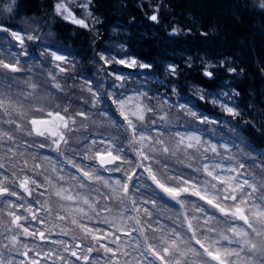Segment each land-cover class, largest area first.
<instances>
[{"label":"snow or ice","instance_id":"obj_1","mask_svg":"<svg viewBox=\"0 0 264 264\" xmlns=\"http://www.w3.org/2000/svg\"><path fill=\"white\" fill-rule=\"evenodd\" d=\"M88 6V2L73 5L72 0H58L54 10L63 20L89 28L86 19L73 10H86ZM149 19L156 22L158 16L153 14ZM0 32L10 33L21 49L26 40L38 39L3 26ZM17 55H27V51ZM51 58L59 62L55 67L60 73L68 71L61 66L69 63L65 55L52 52ZM100 60L104 65L150 67L135 59L115 60L101 55ZM22 71L18 58H0V82L7 83L9 89L15 83L11 74ZM169 72L175 74V66H169ZM204 74L212 76L210 71ZM48 77L52 87L63 93L56 75L49 72ZM114 79L121 83H113L112 88L124 87L123 75L117 74ZM25 83L32 91L21 92L20 96L30 102L31 115L21 111L22 101L14 104L10 96L7 102L0 98L3 114L12 116L15 112L21 120L5 121L15 128L0 130V143H15V133L38 137V141L27 142V147L49 148L74 169L63 174V168L52 157L30 154L33 163L29 165L28 157L23 159L19 169L25 173L22 178H17L16 172L11 173V179L0 172V198L15 197V201H7L6 211L11 245L21 243L18 237L22 236L57 246L44 251L39 245L33 249L23 244L26 250L22 256L35 251L29 264H68V257L62 253L74 257L73 264H97L92 253L101 250L106 257L104 264H121V257L123 264H264V179L259 184L242 179L244 163L223 162L232 160L220 151L227 152V145L204 140L192 122L186 127L173 125L169 111L175 108L177 122L187 117L200 124L216 121L179 102L168 105L162 99L159 107L154 106L147 102L152 97L146 91L135 95L107 92L110 105L98 108L101 93L87 80L82 88L86 87L91 102L82 99L73 110L74 102L64 95L61 98L68 103L50 109L45 97L34 95L39 85ZM166 106L169 111L164 110ZM223 107L232 116L238 114L232 107ZM93 115L107 118L115 135L89 132L87 122L98 126L97 121L91 120ZM180 127L185 130L180 131ZM7 153L11 154L10 160L16 156L11 146ZM17 163L20 161L13 160L14 165ZM3 169L5 164L0 162V170ZM103 173L110 175L105 177ZM26 196L31 198L27 206ZM17 210L27 215L18 214ZM33 222L45 227H33ZM100 224L107 229L97 226ZM55 229L58 231L54 233ZM52 234L69 240L51 239ZM3 247L9 248L7 244ZM0 264L4 262L0 260Z\"/></svg>","mask_w":264,"mask_h":264},{"label":"trees","instance_id":"obj_2","mask_svg":"<svg viewBox=\"0 0 264 264\" xmlns=\"http://www.w3.org/2000/svg\"><path fill=\"white\" fill-rule=\"evenodd\" d=\"M56 1L0 0V26L19 31L22 35L38 37L32 41L26 40L25 48L21 49L10 33L0 32V58L6 61L18 58L20 67L24 69L11 74L15 78L11 89L7 83L0 82V98L7 102L9 96L13 97L11 100L15 104L14 100L21 92L32 90L26 81L39 85L36 90L39 96L45 97L50 109H55L57 104L65 105V100L61 98L64 95L74 102L73 110L82 99L91 102L86 87L82 88L85 80L101 93L98 108L110 105L105 95L107 92L135 95L146 91L152 97L147 102L154 106L159 107L162 99H166L168 105L179 102L190 106L198 115L216 121L200 124L187 117L177 122L175 108L169 111L166 106L164 109L169 111L173 125L179 123L186 127L192 122L204 140L227 145V152L223 149L220 151L225 157L231 156L232 160L225 159L223 162L225 165L244 163L242 179L248 178L257 184L264 179V6L254 4L253 0H72L73 5L81 2L89 4L86 10L73 8L76 15L85 18L89 24V28H81L55 13ZM88 12L92 15L88 16ZM153 14L158 16L156 22L149 19ZM173 29L177 31L173 32ZM25 50L27 55H17ZM53 51L65 54L69 63H62L61 66L69 71L60 73L55 67L58 62L51 58ZM101 55L115 60L135 59L138 64L150 67L104 65L100 60ZM169 66H175V74L169 72ZM209 71L212 72L211 77L204 74ZM49 72L56 75L63 93L52 87ZM117 74L125 77L123 88L111 87L113 83H121L114 79ZM18 81L20 85L16 86ZM27 102L22 104V108L28 110L30 116L31 105ZM223 105L232 107L238 114H228ZM22 108L21 111L24 110ZM0 110V130L8 131L11 126L15 128V125L5 121L15 119L20 122L19 116L15 112L7 116ZM91 120L97 121L98 126L87 122L89 132L115 135L107 118L93 115ZM185 127L179 130L184 131ZM15 135V143L6 140L0 143V162L5 164V169L0 172H5L10 179L12 172H20L17 165L25 157H28L29 165L33 163L30 154L39 157L54 152L59 155L49 148H28L27 142L38 141V137H27L21 133ZM9 146L16 152L13 160L20 163L14 165L13 160L9 159ZM53 160L63 168V174L73 172L67 167L68 164L65 163V166ZM103 175L107 177L110 174ZM0 199L3 200L0 203V260L4 264H29L35 251L29 252L28 257L22 256L21 253L26 250L23 247L25 243L33 249L39 245L44 251L57 247L21 236L18 239L21 243L10 247L13 250L5 252L6 248L1 249V244L12 234L7 231L10 218L6 211L7 201H15V197ZM17 212L27 215L22 210ZM39 215L43 217L44 213L40 212ZM97 226L107 229L103 224ZM33 227L44 228L45 225L33 222ZM57 231L55 229L54 233ZM50 238L69 240V237L55 234ZM231 247L237 246L232 244ZM62 254L68 257V264H73L74 257L68 253ZM92 259L97 264H104L106 257L101 250L92 253ZM123 260L124 257H121V264ZM47 264H51V261ZM79 264L84 262L80 261Z\"/></svg>","mask_w":264,"mask_h":264},{"label":"rangeland","instance_id":"obj_3","mask_svg":"<svg viewBox=\"0 0 264 264\" xmlns=\"http://www.w3.org/2000/svg\"><path fill=\"white\" fill-rule=\"evenodd\" d=\"M58 2V0L56 1V3ZM55 3V4H56ZM253 3L254 4H257V5H264V3H263V0H253ZM54 52V51H53ZM56 54H58V55H65L64 53H60V52H56ZM121 59H125V58H121ZM130 60V59H129ZM59 63V62H58ZM57 64V63H56ZM69 71V70H68ZM20 85V82L18 81V83L16 84V86H19ZM32 91V90H31ZM16 94H18L17 92H16ZM34 95L35 96H39V92L36 90L35 91V93H34ZM11 98H13V97H11ZM53 100H55L54 98H52ZM17 100H20V101H22V104L24 103V102H26V100H24V98L22 97V96H20V94H19V96L18 97H16L15 98V102H17ZM28 104H29V101L27 102ZM68 103V101L67 100H65L64 101V104H67ZM29 107V106H28ZM22 109H24V108H22ZM23 111H25V112H27L28 110H26V109H24ZM0 112H1V110H0ZM187 119V118H186ZM19 120H20V117H19ZM20 122H21V120H20ZM0 127H1V123H0ZM11 129H12V126H11ZM13 129H14V127H13ZM47 155V154H46ZM48 156H50V157H52V158H54V159H56V160H58L62 165H65V161H64V158H62V157H60L59 155H57L56 153H52L51 155H49L48 154ZM18 166V168L20 169L21 167H23V164L22 163H20L19 165H17ZM66 166V165H65ZM67 167L68 168H70V169H72L71 168V166L70 165H67ZM73 171H74V169H72ZM17 173V178H22L23 177V175L22 174H20L21 172H16ZM18 190V189H17ZM31 199H29V197H26V199H25V201H24V203H26V206H27V203L30 201ZM135 235V234H134ZM10 236H11V234H9L8 236H7V241L5 242V243H3V244H1L2 245V248L1 249H3V245H5V244H7L8 246H9V248L10 247H12L13 245H11V243H10ZM18 239H19V237H18ZM25 244H27L28 245V243H25ZM5 248V247H4ZM9 248H6V251L5 252H7V251H9ZM23 250H25V249H23ZM3 251V250H2ZM120 260H121V258H120ZM24 262H26V260L24 261ZM23 262V263H24ZM236 264H242V263H239V261H237L236 262ZM256 264H259V261H256Z\"/></svg>","mask_w":264,"mask_h":264}]
</instances>
